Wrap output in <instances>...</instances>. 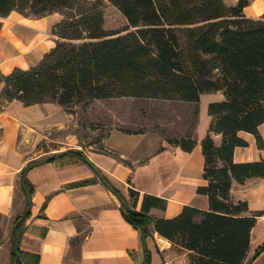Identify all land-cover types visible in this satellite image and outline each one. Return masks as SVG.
Returning a JSON list of instances; mask_svg holds the SVG:
<instances>
[{"label": "trees", "instance_id": "obj_1", "mask_svg": "<svg viewBox=\"0 0 264 264\" xmlns=\"http://www.w3.org/2000/svg\"><path fill=\"white\" fill-rule=\"evenodd\" d=\"M79 1L0 0V31L2 20L15 11L26 17L64 15L52 29L56 46L37 66L0 75L3 105L54 102L73 112L94 101L134 98L192 103L198 114L204 94L221 92L224 100L208 107L212 122L201 142L208 185L198 194L209 198V210L186 206L176 218L154 220L150 210L165 208V200L147 195L137 211L107 178L101 183L120 199L129 222L146 238L155 221L157 233L188 252L193 264H246L261 214L251 212L247 202H235L231 191L234 182L264 178V160L235 162L236 149L249 146L241 133L254 135L264 149V15L248 18L246 0L236 6L224 0H108L126 17L127 30H133L121 35L105 30L101 4L82 7ZM169 143L186 152L197 146L192 135ZM48 161L66 166L88 163V158L71 151ZM26 188L33 200L35 190L28 181ZM131 198L137 200L139 193L131 190ZM31 205L13 224L11 264H23L21 245ZM262 251L264 247L257 252Z\"/></svg>", "mask_w": 264, "mask_h": 264}, {"label": "crops", "instance_id": "obj_2", "mask_svg": "<svg viewBox=\"0 0 264 264\" xmlns=\"http://www.w3.org/2000/svg\"><path fill=\"white\" fill-rule=\"evenodd\" d=\"M236 6L240 0H224ZM244 13L257 19L264 15V0H246ZM13 12L0 31V75L16 68L29 70L37 66L55 46L58 38L53 27L61 20L32 19ZM17 15V16H13ZM0 86V215L6 217L12 231L14 222L27 212L24 175L35 193L30 206L31 217L25 225L21 249L23 264H186L188 253L177 250L156 231L155 221L146 238L128 219V210L120 199L101 183L107 178L132 208L141 211L147 195L166 201L149 215L154 220L173 219L186 206L209 210V198L198 194L208 185L204 179L205 158L201 142L212 118L211 103L221 102V92L204 94L198 106L196 126L181 136L160 133H131L111 129L101 141V148L85 146L78 134L80 115L54 102L26 106L20 101L3 105ZM188 109L194 105L183 103ZM196 107V105H194ZM190 131V132H189ZM264 139V124L260 127ZM59 135L61 139H57ZM192 135L197 141L193 152L169 143ZM249 143L235 151L236 163L264 160L254 135L241 133ZM47 140L45 146L34 145ZM85 148V150H84ZM82 151L88 163L61 166L59 162L35 165L53 156ZM32 162L34 167L29 168ZM27 169L24 173L23 171ZM87 186L70 185L96 180ZM131 190L139 193L131 198ZM232 198L247 202L249 210L261 216L251 234L250 260L264 247V178H251L244 184L234 182ZM11 233L0 249V264H11ZM39 256V260L36 259ZM252 264H264V251Z\"/></svg>", "mask_w": 264, "mask_h": 264}, {"label": "rangeland", "instance_id": "obj_3", "mask_svg": "<svg viewBox=\"0 0 264 264\" xmlns=\"http://www.w3.org/2000/svg\"><path fill=\"white\" fill-rule=\"evenodd\" d=\"M97 2L101 4L105 20L104 27L107 32L125 35L133 31L132 29L127 30L129 23L126 17L108 0H80L79 5L90 7ZM51 16L58 20L64 18L62 13H54L44 18L51 21ZM29 18L42 19L39 16ZM8 20L9 18H4L2 23ZM186 106L180 102L134 98L94 101L89 105L81 104L77 106L80 113L78 116L80 121L78 134L85 146H96L95 148L99 149L102 146V139L114 128L132 133H160L168 138L181 136L196 126V118L198 117L194 105H191L190 109ZM56 138L61 139L59 135ZM34 145L45 146V149L48 146L46 139ZM11 232L8 219L0 215V249L3 244L8 242ZM176 249L183 251L179 248ZM183 252L188 253L185 250ZM7 255L11 258L9 252ZM188 258L189 261L186 264H193L190 255Z\"/></svg>", "mask_w": 264, "mask_h": 264}, {"label": "water", "instance_id": "obj_4", "mask_svg": "<svg viewBox=\"0 0 264 264\" xmlns=\"http://www.w3.org/2000/svg\"><path fill=\"white\" fill-rule=\"evenodd\" d=\"M45 163H48V160H43V161H41V162L36 163L35 165H41V164H45ZM32 167H34V164L31 165L29 168H32ZM23 188H24V190H25V193H26V196H27L28 203L31 205L32 200H31V197H30V195H29V193H28V190H27V188H26V174L24 175ZM259 254H260V252H258V253H257L255 256H253L250 260H248V261L246 262V264H252V262L257 258V256H258ZM16 255H18L17 252H16Z\"/></svg>", "mask_w": 264, "mask_h": 264}]
</instances>
